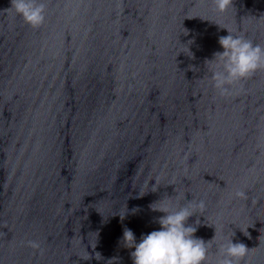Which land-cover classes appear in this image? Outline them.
<instances>
[{
  "label": "clouds",
  "instance_id": "1",
  "mask_svg": "<svg viewBox=\"0 0 264 264\" xmlns=\"http://www.w3.org/2000/svg\"><path fill=\"white\" fill-rule=\"evenodd\" d=\"M213 4L218 12L224 13L233 6V0H213ZM11 8L33 28L40 27L45 21V4L41 0H11ZM226 30L228 35L220 36L218 40L223 51L214 53V58L205 62L214 65L211 78L222 96L229 94L231 85L251 77L258 70H264V46ZM155 191L157 187L153 185ZM234 195L246 199L243 190H236ZM164 199L170 201L171 197H164L149 205L152 211L164 213L157 218L161 230L142 236L139 243L132 230H124L125 247L135 249L130 253L133 264H207L208 242L196 238L194 234L197 228L188 224L197 209H204V201L190 200L185 206L173 208L163 204ZM157 203L161 206H155ZM195 223L199 225V219ZM244 234L248 235L247 232ZM28 245L34 249L40 248L37 241H28ZM249 251L244 243H233L229 238L226 244L220 245L221 258L217 264H240ZM95 258H102L101 254L95 253Z\"/></svg>",
  "mask_w": 264,
  "mask_h": 264
}]
</instances>
